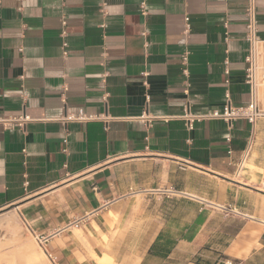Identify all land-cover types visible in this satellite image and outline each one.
Masks as SVG:
<instances>
[{"label":"crops","instance_id":"0c3cea01","mask_svg":"<svg viewBox=\"0 0 264 264\" xmlns=\"http://www.w3.org/2000/svg\"><path fill=\"white\" fill-rule=\"evenodd\" d=\"M246 7L0 0V118L33 119L0 124V210L16 205L54 264H173L188 252L264 264V118L189 131L180 117L187 103L221 109L227 94L249 102ZM251 139L254 167L237 181Z\"/></svg>","mask_w":264,"mask_h":264},{"label":"built area","instance_id":"2783aa9c","mask_svg":"<svg viewBox=\"0 0 264 264\" xmlns=\"http://www.w3.org/2000/svg\"><path fill=\"white\" fill-rule=\"evenodd\" d=\"M144 5V4H143ZM246 16V40L249 44L248 55L246 57L247 69H246V83L249 86V102L246 105H235L230 98V95H226L225 103L221 109H216L205 115H195L191 112V106L187 103L184 106L183 114L180 116L185 121V126L189 131L194 129V123L203 120H223L230 127L236 121L244 120L247 121L253 128L256 126L259 120L264 118V103L262 102L260 95V88L262 85V80L259 76L260 71V54L257 51V46L264 43L260 40L259 30H258V14L256 0H247V7L245 11ZM185 33L190 31V21L189 17L185 18ZM227 27V24H225ZM67 43L63 44L64 54H67ZM189 60V54L185 53L182 56V64L186 65ZM186 73V70L184 71ZM264 82V76H262ZM66 91V89H65ZM74 120H83L84 117H74ZM139 119L149 126L151 117L148 114H143ZM33 122V119L28 117L26 114H21L15 117H1L0 124L3 125L4 129L20 128L22 130L26 129L28 123ZM231 141L230 138L227 139ZM253 149L252 139L249 141L246 150L242 155V159L239 165H243L248 157L250 156ZM232 154V150L229 151ZM78 224V223H77ZM76 224V226H77ZM37 242L42 245L43 241L38 236H35ZM52 260V257L47 254ZM223 264H234L231 260L225 261Z\"/></svg>","mask_w":264,"mask_h":264},{"label":"rangeland","instance_id":"374dc122","mask_svg":"<svg viewBox=\"0 0 264 264\" xmlns=\"http://www.w3.org/2000/svg\"><path fill=\"white\" fill-rule=\"evenodd\" d=\"M261 47L263 53H260L259 64V76L262 80L260 95L264 103V82L262 78L264 76V43H262ZM253 167L249 162H245L240 166L239 172L234 179L245 181L246 171L253 170ZM260 187L264 190V184L260 185ZM37 254L41 255L38 256ZM197 257H199L198 254L188 252V256L185 259L174 261L173 264H198L195 261ZM219 259L216 258V255H211L210 258L205 257L204 262L205 264H223L218 261ZM96 260L98 264H105L108 258H96ZM0 264H54L43 246L37 242L31 229L23 221L16 205L0 210ZM247 264H252V262L248 261Z\"/></svg>","mask_w":264,"mask_h":264},{"label":"bare ground","instance_id":"6f19581e","mask_svg":"<svg viewBox=\"0 0 264 264\" xmlns=\"http://www.w3.org/2000/svg\"><path fill=\"white\" fill-rule=\"evenodd\" d=\"M261 45H262V43L257 46V51H258L259 54L263 53V49H262ZM37 255L39 256L41 254H37Z\"/></svg>","mask_w":264,"mask_h":264}]
</instances>
